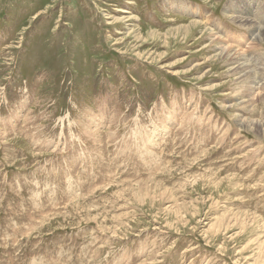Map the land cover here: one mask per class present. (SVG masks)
<instances>
[{
  "label": "rangeland",
  "instance_id": "374dc122",
  "mask_svg": "<svg viewBox=\"0 0 264 264\" xmlns=\"http://www.w3.org/2000/svg\"><path fill=\"white\" fill-rule=\"evenodd\" d=\"M0 264H264V0H0Z\"/></svg>",
  "mask_w": 264,
  "mask_h": 264
},
{
  "label": "bare ground",
  "instance_id": "6f19581e",
  "mask_svg": "<svg viewBox=\"0 0 264 264\" xmlns=\"http://www.w3.org/2000/svg\"><path fill=\"white\" fill-rule=\"evenodd\" d=\"M259 27H260V26H259ZM259 29H261V27H260ZM257 31H258V30H257ZM259 33H260V32H259ZM255 35H256L257 37H260L258 33H256ZM229 49H230V48H229ZM231 52H232V51H231ZM237 53H238V51H237ZM244 62H245V61H244ZM238 64H239V63H238ZM245 70H246V69H245ZM238 71H239V70H238ZM242 71H243V70H242ZM243 73H244V72H243ZM249 79H250V78H249ZM245 83H246V82H245ZM241 121H242V120H241ZM245 122H246V121H245ZM254 126H255V125H254ZM258 128H259V127H258ZM260 130H261V129H260Z\"/></svg>",
  "mask_w": 264,
  "mask_h": 264
}]
</instances>
